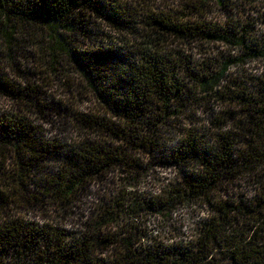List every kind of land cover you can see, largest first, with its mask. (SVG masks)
<instances>
[{"label":"trees","instance_id":"16d2710c","mask_svg":"<svg viewBox=\"0 0 264 264\" xmlns=\"http://www.w3.org/2000/svg\"><path fill=\"white\" fill-rule=\"evenodd\" d=\"M165 1L174 6L0 0V101L26 109L0 106V264H264V0ZM31 25L55 45L43 63L50 74H61L56 55H65L102 114L82 115L41 84L10 81L4 62ZM33 116L69 118L78 142L46 139ZM153 166L176 170L180 182L163 196L121 193L84 231L14 210L16 202L67 210L109 172L130 186ZM247 175L254 194L236 199L226 186ZM190 202L209 209L195 238H157L140 222Z\"/></svg>","mask_w":264,"mask_h":264},{"label":"rangeland","instance_id":"374dc122","mask_svg":"<svg viewBox=\"0 0 264 264\" xmlns=\"http://www.w3.org/2000/svg\"><path fill=\"white\" fill-rule=\"evenodd\" d=\"M123 2V0H120ZM127 1V0H125ZM234 1V0H233ZM161 6L171 7L173 3L163 0ZM220 14V13H219ZM114 41L119 42V35L113 29L106 26V31ZM0 47L3 42L0 36ZM54 44L45 28L39 26H21L13 42V55L11 61H5L4 66L11 82L15 84L37 83L41 84L45 90L54 95L55 100L62 102L69 108L74 109L82 115L102 114L103 105L90 90L83 77L78 74L69 59L63 54H57V60L62 63L63 69L57 77L50 74L51 70L43 65L45 60L55 58L51 52L55 50ZM227 50L225 47L222 48ZM58 52V51H57ZM261 65L259 62L257 66ZM241 72V69H234ZM48 72V73H45ZM27 77V80L25 79ZM47 77L42 82L41 78ZM1 109L4 111H18V107L26 111L23 105H17L9 98H3L0 101ZM209 114L198 111V117L202 121H207ZM36 124L42 126L46 139L61 140L68 144L78 142L80 135L75 127L68 124L69 118L46 120L41 117H32ZM13 156L9 159L12 163ZM10 163V164H11ZM151 167V166H150ZM127 176L120 171L109 172L103 179L95 180L87 191L82 193V198L67 210H62L59 206L45 208L41 203L36 206H28L16 202L19 206L14 207L21 218L41 223H58L73 231H84L85 223L103 209L111 200L120 198V194H130L134 192L140 197L163 196L174 185L180 182V177L176 170L171 168H161L153 166L137 185H128ZM256 182L253 177L248 175L238 180L235 184L226 186L231 195L236 199L242 197H251L254 194ZM29 195H36L31 190ZM224 198L225 194L217 195ZM230 197V196H229ZM40 198V197H39ZM202 202L184 203L167 214H143L140 222L146 227L151 236L173 241L174 239L195 238L198 228V220L207 216V207L202 206ZM1 216L4 217L3 212ZM204 216V217H203ZM136 222V221H135Z\"/></svg>","mask_w":264,"mask_h":264}]
</instances>
